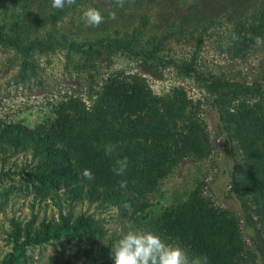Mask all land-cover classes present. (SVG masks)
I'll list each match as a JSON object with an SVG mask.
<instances>
[{
    "label": "trees",
    "instance_id": "trees-1",
    "mask_svg": "<svg viewBox=\"0 0 264 264\" xmlns=\"http://www.w3.org/2000/svg\"><path fill=\"white\" fill-rule=\"evenodd\" d=\"M36 1L0 0V47L13 51L25 65L23 69L33 54L64 48L76 60L80 89L60 99L52 114L33 126L0 121V152L11 148L30 153L34 158L32 174L45 185L61 189L69 201L113 205L125 216L131 199L177 162L201 159L211 150L199 102L181 86L155 93L146 79L161 78L169 67L191 75L210 98L225 143L234 144L241 154V164L229 174L228 192L237 202L240 222L250 232V241L264 257L259 237V226L264 225V71L248 82L197 72L189 63L167 59L160 55L161 41L139 42L148 22L142 13L130 35L113 25L91 39H58V21L91 0H76L63 9L53 8L51 0H39L40 16L35 12ZM140 1L135 0V4ZM232 24L225 52L244 56L256 44L248 34L264 38V0H259L249 18ZM233 33L239 40L232 39ZM116 57L134 62V70L112 69L100 75V66ZM108 143L116 146L111 156L104 151ZM122 157L128 158V167L124 176H117L112 168L115 159ZM85 168L92 170L93 180L83 177ZM122 179L127 181L126 189L120 188ZM125 202L129 207L123 206ZM151 225L169 243L178 242L189 257H206L207 264H251L235 216L212 205L196 187L184 198L154 211ZM13 233L12 250L0 264H24L25 245L59 233L78 240L88 238L89 243L100 241V253L113 264L107 259L111 242L103 245L101 240L119 238L111 234L104 237L101 225L83 214L61 224L28 226L18 242L19 232L15 229ZM87 246L86 250H97L92 243Z\"/></svg>",
    "mask_w": 264,
    "mask_h": 264
},
{
    "label": "rangeland",
    "instance_id": "rangeland-1",
    "mask_svg": "<svg viewBox=\"0 0 264 264\" xmlns=\"http://www.w3.org/2000/svg\"><path fill=\"white\" fill-rule=\"evenodd\" d=\"M128 0L123 7L116 0H91L85 6L64 15L58 21L57 38L91 39L105 29L123 28L127 35L139 25V14L147 15L139 42L161 41L160 55L176 63H189L195 71L212 73L240 81H251L264 71V44H255L244 56L225 52L232 22L249 18L259 0ZM114 3L116 6H114ZM35 12L40 16L42 3L36 1ZM92 5L101 9L104 22L98 27H87L81 19L83 10ZM111 10L116 18L109 16ZM121 11V15L117 14ZM108 15V16H107ZM107 17V18H106ZM105 26V28H103ZM7 48L0 47V121H18L28 126L39 123L52 114L54 105L66 95L79 91L76 60L64 48L35 53L27 61ZM134 62L116 57L100 66V75L112 69L133 71ZM155 93L181 86L186 94L199 102L200 116L204 120L211 143L210 152L201 159H182L155 183L131 199L125 216L113 205H97L85 201H69L61 189L45 185L32 174L34 158L22 150L7 149L0 152V259L11 252L16 229L21 241L23 229L30 226L61 224L77 215H88L109 234L120 236L128 226L153 231L166 243L164 235L151 225L153 212L181 198L195 187L208 201L230 211L241 227L246 254L251 264H264V257L249 239V231L240 222L235 198L228 192L229 174L241 164V154L234 144H226L217 127V117L209 105L210 98L191 75L166 68L161 78L146 76ZM223 153V154H222ZM260 242L264 245V225L259 226ZM103 245L114 241H106ZM90 240H78L65 233L40 242L25 245L24 264H108L100 253V241H91L97 250L89 251ZM99 251V252H98ZM112 261L111 255L107 256Z\"/></svg>",
    "mask_w": 264,
    "mask_h": 264
},
{
    "label": "clouds",
    "instance_id": "clouds-1",
    "mask_svg": "<svg viewBox=\"0 0 264 264\" xmlns=\"http://www.w3.org/2000/svg\"><path fill=\"white\" fill-rule=\"evenodd\" d=\"M76 0H51L53 8L63 9L65 5H73ZM125 0H116L119 7H123ZM112 19L116 18V12L109 13ZM82 21L87 27H98L104 22V15L100 8L88 5L82 12ZM249 38L255 40L257 45L264 44V38L260 36ZM236 33L232 39L239 40ZM116 150L114 144L108 143L104 146L106 155L111 156ZM223 154V153H222ZM128 167V158H116L112 171L117 176H124ZM82 175L87 180H93L94 174L91 169L85 168ZM121 189L127 188V181L119 182ZM125 208L129 207L125 202ZM113 264H207L206 257H189L187 251L177 243H166L159 235L150 230L133 228L128 226L127 230H121V234L112 244L110 251Z\"/></svg>",
    "mask_w": 264,
    "mask_h": 264
}]
</instances>
